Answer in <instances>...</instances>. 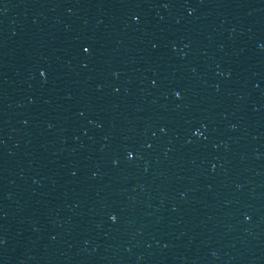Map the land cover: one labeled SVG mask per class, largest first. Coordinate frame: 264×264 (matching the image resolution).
<instances>
[{"label":"water","instance_id":"obj_1","mask_svg":"<svg viewBox=\"0 0 264 264\" xmlns=\"http://www.w3.org/2000/svg\"><path fill=\"white\" fill-rule=\"evenodd\" d=\"M0 264H264V0H0Z\"/></svg>","mask_w":264,"mask_h":264},{"label":"snow or ice","instance_id":"obj_2","mask_svg":"<svg viewBox=\"0 0 264 264\" xmlns=\"http://www.w3.org/2000/svg\"><path fill=\"white\" fill-rule=\"evenodd\" d=\"M83 51H84V52H88V51H89V49H88V48H84V49H83ZM41 75H44V73H41ZM176 95H177V96H179V93H177ZM131 156H132V154H131V153H129V158H131ZM110 219H112V220H113V222H115V220H116V217H115V216H112V217H110Z\"/></svg>","mask_w":264,"mask_h":264}]
</instances>
